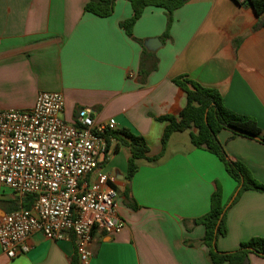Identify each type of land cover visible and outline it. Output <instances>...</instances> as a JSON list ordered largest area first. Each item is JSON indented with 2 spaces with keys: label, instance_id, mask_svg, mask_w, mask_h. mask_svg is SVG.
Listing matches in <instances>:
<instances>
[{
  "label": "crops",
  "instance_id": "obj_1",
  "mask_svg": "<svg viewBox=\"0 0 264 264\" xmlns=\"http://www.w3.org/2000/svg\"><path fill=\"white\" fill-rule=\"evenodd\" d=\"M88 1L0 0V110L28 111L40 92H59L64 121L74 123L79 109L92 108L96 123L114 119L115 131L142 136L149 156H156L165 128L156 118L182 110L186 96L173 80L186 78L216 90L226 108L253 118L264 133V25L256 27L264 13L259 18L236 0H190L173 12L162 41L163 9L145 8L128 37L119 26L132 15L128 0H116L106 18L84 12ZM151 39L160 41L154 51L144 46ZM217 138L226 155L264 185V145L227 130ZM106 143L99 168L113 178L124 227L113 236L94 229L88 264H212L197 219L208 212L217 186L224 203L236 193L222 162L194 147L187 130L170 136L156 162L136 161L127 179L129 149L114 152L118 141L112 137ZM26 200L20 204L0 188V220ZM226 228L217 241L222 252L264 237V193L243 192L227 210ZM28 245L27 254L13 259L0 248V264L76 259L72 239L34 234ZM249 264H264V258L251 254Z\"/></svg>",
  "mask_w": 264,
  "mask_h": 264
},
{
  "label": "built area",
  "instance_id": "obj_2",
  "mask_svg": "<svg viewBox=\"0 0 264 264\" xmlns=\"http://www.w3.org/2000/svg\"><path fill=\"white\" fill-rule=\"evenodd\" d=\"M63 110L59 92H40L28 111L0 110V188L20 204L31 198L29 208L20 205L0 220V248L10 259L27 254L29 238L40 234L72 239L78 264H88L94 229L113 236L124 227L113 178L99 168L115 120L96 123L94 110L84 107L68 123Z\"/></svg>",
  "mask_w": 264,
  "mask_h": 264
},
{
  "label": "trees",
  "instance_id": "obj_3",
  "mask_svg": "<svg viewBox=\"0 0 264 264\" xmlns=\"http://www.w3.org/2000/svg\"><path fill=\"white\" fill-rule=\"evenodd\" d=\"M132 8V15L119 23L128 37L132 36V28L147 7L160 8L165 11L167 23L165 32L161 36L164 41L169 37V30L173 21V12L190 0H128ZM116 0H89L84 5V12L91 13L100 18L112 15ZM255 15L261 18L264 13V0H247ZM264 21L259 20L256 27L263 26ZM144 54L146 50L143 49ZM143 73V72H142ZM146 74L145 72L143 75ZM173 83L180 88L186 96V104L177 115H165L156 120L165 123L161 136V150L156 156H149V148L142 136L133 135L128 131H112L106 133L105 139L114 138L119 146L129 149L130 157L127 161V179H130L137 170L136 161L145 160L156 162L163 154L170 136L173 133L190 130L191 144L215 155L224 165L227 175L236 183V195L232 200L234 204L245 191H258L264 193V185L259 183L249 169L240 161L229 158L218 141V134L227 130L234 136L255 139L264 145V133L257 122L248 116L238 115L226 108L220 94L210 88H204L186 78H175ZM191 130H194L191 131ZM234 192V193H235ZM31 198L22 204L29 208ZM228 203L222 201V193L217 189L210 197L209 210L197 219V223L204 228L202 244L207 249V256L212 264H249V255L264 258V237H253L239 244L238 248L228 252L219 251L217 241L227 234L226 213ZM71 264H78L77 257Z\"/></svg>",
  "mask_w": 264,
  "mask_h": 264
},
{
  "label": "water",
  "instance_id": "obj_4",
  "mask_svg": "<svg viewBox=\"0 0 264 264\" xmlns=\"http://www.w3.org/2000/svg\"><path fill=\"white\" fill-rule=\"evenodd\" d=\"M154 45H157V46H154ZM144 46L147 50H150V51H154L156 49V47L160 46V41L158 39H151V40H147L145 43H144ZM236 195V193H235ZM235 195L231 198V200L229 201V203L227 204V206L229 204H231L232 200L234 199Z\"/></svg>",
  "mask_w": 264,
  "mask_h": 264
},
{
  "label": "rangeland",
  "instance_id": "obj_5",
  "mask_svg": "<svg viewBox=\"0 0 264 264\" xmlns=\"http://www.w3.org/2000/svg\"><path fill=\"white\" fill-rule=\"evenodd\" d=\"M239 246V245H238ZM238 246H237V248H238Z\"/></svg>",
  "mask_w": 264,
  "mask_h": 264
}]
</instances>
